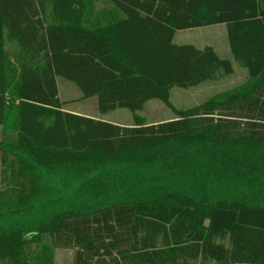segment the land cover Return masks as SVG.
<instances>
[{"label":"trees","instance_id":"trees-1","mask_svg":"<svg viewBox=\"0 0 264 264\" xmlns=\"http://www.w3.org/2000/svg\"><path fill=\"white\" fill-rule=\"evenodd\" d=\"M99 3L0 0V264H264V0ZM215 26L247 81L176 110L234 72L174 43ZM59 78L133 125L67 112ZM150 101L175 118L146 123Z\"/></svg>","mask_w":264,"mask_h":264},{"label":"rangeland","instance_id":"rangeland-1","mask_svg":"<svg viewBox=\"0 0 264 264\" xmlns=\"http://www.w3.org/2000/svg\"><path fill=\"white\" fill-rule=\"evenodd\" d=\"M101 5L102 0H99ZM174 43L176 45H193L198 49H205L206 47H212L215 49L217 54L222 59H228L233 63L234 72L230 76H219V78L213 82H206L197 87L189 89L174 88L171 91V103L176 110H187L199 106L205 103L208 99L214 95L230 91L236 87L241 86L247 81V72L233 60L231 55L227 30L225 27H209L203 29H194L191 31H185L177 33L174 37ZM57 84L59 88V97L62 101L69 100H81L82 94L80 90L72 83L59 78L57 79ZM78 100V102H80ZM92 102V101H91ZM72 106L71 108H82L81 103ZM90 104V103H89ZM90 113L93 111L89 110ZM94 115L102 119L103 121L120 123L121 125L131 126L133 125L132 114L125 109H118L115 112L108 113L105 115L94 111ZM146 120V123H160L175 118V114L171 109L166 107L160 101H150L148 102L144 110L140 113ZM3 139L1 128H0V141ZM13 160L12 157L9 161ZM1 151H0V190L6 189L4 185L1 184ZM201 180V179H198ZM195 180V181H198ZM204 181V180H203ZM210 183H218V179L214 178L210 180ZM186 182H194L187 181ZM74 250H58L55 256V264H74Z\"/></svg>","mask_w":264,"mask_h":264},{"label":"crops","instance_id":"crops-1","mask_svg":"<svg viewBox=\"0 0 264 264\" xmlns=\"http://www.w3.org/2000/svg\"><path fill=\"white\" fill-rule=\"evenodd\" d=\"M215 27L219 28V27H224V26H215ZM189 31H191V30H189ZM183 32H185V31H183ZM178 33H180V32H178ZM78 100H80V99H78ZM78 100L65 101L66 103H68L66 105V107H65L66 111L70 112V113H73V114L81 115V116H87V117H92L94 119H99V117L94 115V113H95L94 111L97 110V112H98V102H97L96 98H92V99H88V100H84V101H80V102H78ZM75 103H81L80 105H82V108H77V109L71 108L74 105L79 106L78 104H75ZM89 110L93 111V113H90ZM111 123H113V122H111ZM114 124H117V125H120V126H125V125H121L120 123H114Z\"/></svg>","mask_w":264,"mask_h":264}]
</instances>
